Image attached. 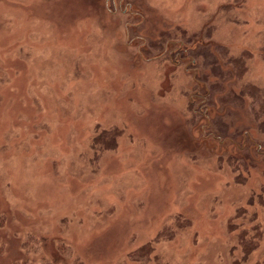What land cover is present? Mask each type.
Segmentation results:
<instances>
[{"label":"rangeland","instance_id":"1","mask_svg":"<svg viewBox=\"0 0 264 264\" xmlns=\"http://www.w3.org/2000/svg\"><path fill=\"white\" fill-rule=\"evenodd\" d=\"M252 86L264 0H0V264H264V158L200 131L262 143Z\"/></svg>","mask_w":264,"mask_h":264},{"label":"trees","instance_id":"2","mask_svg":"<svg viewBox=\"0 0 264 264\" xmlns=\"http://www.w3.org/2000/svg\"><path fill=\"white\" fill-rule=\"evenodd\" d=\"M183 45V44H182ZM181 49L182 46L180 45ZM202 47V46H201ZM187 53H173L170 55L169 61H171L172 63H174L173 65L176 67H180L183 65H186L189 59V56H187ZM166 56V55H165ZM164 56V57H165ZM240 60L238 61V59H234L235 61V69L238 74L236 76L239 77H243L246 73V64H245V60L243 57L239 58ZM184 62L186 64H184ZM195 74H198L197 72H195ZM240 78V79H241ZM197 88H199V92L192 94V100H191V105L192 107L194 106L195 110L197 109V113L195 112L194 116H197V118H199L198 120L204 124L210 123L209 122V110H210V106L209 105V99H210V91H209V84L207 83L206 80H204L202 77L200 79L199 82H197ZM243 97L247 96L249 101H250V109L254 111V115H255V120L257 121V126H259V133L262 132L263 134V139H262V143L259 142V140L254 136V133L252 132V130H248V129H244L242 130L241 134H233L230 135L227 132V128L226 130V134L224 133V131H221L224 136H222V133L217 134L216 132L213 133V131L208 127V128H200V131L203 136V140L205 141V143H210L213 147L216 146L217 147H221V149L223 148H232L238 151V154L241 155L243 157L242 159H238V160H234V159H230L226 156H221V161L223 163H227L228 165H233V167H235V171L241 170V168L244 169H250V164L248 163V161L246 159L249 158V155H254V156H260L262 155L264 158V90L257 88V87H246L245 89H243ZM238 102H242L241 100H239V98H236ZM242 99V98H241ZM207 100H208V105H207ZM243 100V99H242ZM209 117V118H208ZM255 121V122H256ZM221 130V129H220ZM263 152V154H262ZM249 206H253L255 205V200H249ZM259 206H264V198L263 200H261L259 202ZM256 217V215H255ZM257 218V217H256ZM260 229V227H259ZM259 229L258 230H253L255 231V237H253L252 240L248 239L247 240V235H249L251 229H248L247 227H245L244 230V238L243 240L240 242V245L242 246L241 248L243 249V254L244 259L247 260L250 256V254L252 252H254L256 250V248L259 245V237L261 236V234L259 233ZM261 231V229H260ZM233 254H235V250L232 251ZM235 264H241L240 261H235Z\"/></svg>","mask_w":264,"mask_h":264}]
</instances>
